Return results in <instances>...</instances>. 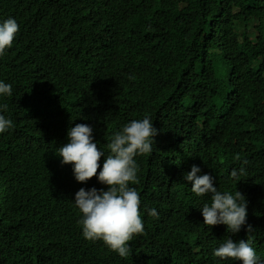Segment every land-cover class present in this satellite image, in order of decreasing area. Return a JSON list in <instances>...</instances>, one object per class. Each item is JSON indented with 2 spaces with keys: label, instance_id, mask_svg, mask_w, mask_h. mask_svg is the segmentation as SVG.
I'll return each instance as SVG.
<instances>
[{
  "label": "trees",
  "instance_id": "trees-1",
  "mask_svg": "<svg viewBox=\"0 0 264 264\" xmlns=\"http://www.w3.org/2000/svg\"><path fill=\"white\" fill-rule=\"evenodd\" d=\"M45 1L0 0V23L14 18L19 25L0 56V81L13 89L0 96L8 105L0 114L14 124L0 133V264H239L214 255L227 238L205 234L201 208L210 206L211 194L191 191L185 175L192 165L212 175L218 191L245 196L251 246L264 264V0H117L144 37L156 31L152 49L132 58L117 94L104 86L103 64L76 49L69 29L63 38L54 34ZM79 4H61L71 22L81 16ZM26 6H38L42 18L29 23ZM236 21L253 25L255 37L238 42ZM20 44L37 64L23 58ZM84 90L98 93L91 110L118 131L145 117L158 130L151 154L136 157L139 183L129 185L139 193L144 233L129 242L127 258L83 238L74 195L106 186L95 177L78 183L72 165L58 157L78 117L69 95ZM111 137H103L105 157ZM241 167L236 183L230 173ZM59 188L66 196L50 202ZM246 226L229 238L246 240Z\"/></svg>",
  "mask_w": 264,
  "mask_h": 264
},
{
  "label": "clouds",
  "instance_id": "clouds-1",
  "mask_svg": "<svg viewBox=\"0 0 264 264\" xmlns=\"http://www.w3.org/2000/svg\"><path fill=\"white\" fill-rule=\"evenodd\" d=\"M62 2L65 0H46L42 3L54 23V34L63 38L64 29H69L76 49L89 56L93 64H103L101 79L105 81L104 86L112 94H117L127 82L128 65L132 58L139 50L148 52L152 49L148 45L152 44L151 39L156 36V31L149 29L150 39L144 37L138 27L126 17V4L117 0H80L77 6L81 16L73 22L69 20L70 15L62 11ZM26 8L29 23H36L42 18L43 10L38 11V6ZM255 22L257 19L252 24ZM234 25L238 42L255 37L253 25L245 26L238 21ZM18 31L19 25L14 18L0 23V56L12 47ZM18 50L24 59L32 58L37 64L33 50L22 47L21 44ZM151 61L156 67V60ZM12 91L11 84L0 81V96L10 97ZM98 97V93L91 90H84L81 94L70 93L68 105L77 112L78 117L70 123L67 142L59 147L58 157L61 164L72 165L73 175L78 183H87L95 177L100 184L106 186V190L95 187L85 190L82 187L74 195L75 206L81 213L79 224L83 238L91 242L102 241L110 251L116 252L121 258H127L131 253L129 242L144 233L139 193L129 185L139 183L136 157L151 154L158 130L153 126V120L145 117L131 120L118 131L113 122L100 119L91 110L90 105L96 104ZM7 109V104H0V112ZM13 127V121L0 114V133ZM107 135L112 137L107 145L110 154L105 157L101 147L105 145L103 137ZM101 157L104 158L102 166ZM235 159L239 161L240 156L237 155ZM200 171L197 165H192L185 180L191 182V191L196 196L211 194L210 206L204 204L201 208L203 224L210 230V233L205 234L215 240L227 238L215 249L214 255L221 260H233L239 264H262L251 246L250 234L255 229L247 224L245 196L237 190L234 193L218 191L214 186L213 176L199 175ZM244 174L245 169L241 167L238 170L234 168L230 176L237 183ZM65 189H56L48 200H60L66 196L68 190ZM147 211L150 216L158 218L159 214L155 209ZM49 216H52V212L47 214ZM245 225L246 240L234 242L229 238ZM40 228L36 234L38 238L41 236Z\"/></svg>",
  "mask_w": 264,
  "mask_h": 264
},
{
  "label": "bare ground",
  "instance_id": "bare-ground-1",
  "mask_svg": "<svg viewBox=\"0 0 264 264\" xmlns=\"http://www.w3.org/2000/svg\"><path fill=\"white\" fill-rule=\"evenodd\" d=\"M37 238H38V235H37Z\"/></svg>",
  "mask_w": 264,
  "mask_h": 264
}]
</instances>
